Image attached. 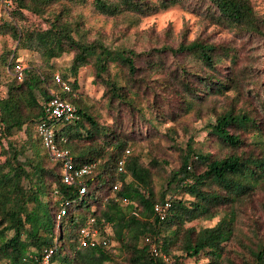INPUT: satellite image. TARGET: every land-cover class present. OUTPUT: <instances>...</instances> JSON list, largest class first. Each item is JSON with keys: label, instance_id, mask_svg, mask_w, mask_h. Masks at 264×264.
Listing matches in <instances>:
<instances>
[{"label": "trees", "instance_id": "trees-1", "mask_svg": "<svg viewBox=\"0 0 264 264\" xmlns=\"http://www.w3.org/2000/svg\"><path fill=\"white\" fill-rule=\"evenodd\" d=\"M1 4L7 18L0 21V36L11 37L17 47L0 57L12 77L0 95V264H41L51 249L50 264H184L185 259L236 264L227 245L238 237L239 209L264 191V108L262 118L234 107L215 114L208 136L229 153L218 157L192 143L185 149L175 143L180 166L173 172L157 157L145 163L142 155L132 153L136 129L119 122L123 107L142 114L136 100L153 89L148 74H169L165 88L176 93L187 114L207 96L239 90L244 75L237 49L200 39L140 53L114 49L89 41L83 18L73 14L76 7L91 4L99 15L142 19L182 5L214 25L264 37V20L252 0H19L10 11ZM55 5L60 7L52 10ZM29 15L43 19L47 27L33 23ZM19 50L39 52L43 60L25 69L23 80L14 75L22 64ZM67 53L74 57L69 72L61 74L71 86L65 94L55 83L52 61ZM186 64L199 65L204 73ZM88 67L94 82L105 88L111 111H118L111 125L78 99V77ZM226 68L229 73L223 74ZM52 93L75 107L74 119L48 120ZM258 98L264 107V99ZM168 114L173 120L179 115ZM43 123L54 127L58 146L71 151L75 168L93 166L84 179L85 193L79 185L64 183L62 163L49 157L37 133ZM19 133L26 137L23 143L10 140ZM166 202L172 207L161 220L155 206ZM62 208L67 214L59 220ZM218 217L213 227L190 225ZM91 220L110 240L107 247L82 246L80 231ZM243 248L241 264H264V237Z\"/></svg>", "mask_w": 264, "mask_h": 264}, {"label": "rangeland", "instance_id": "rangeland-1", "mask_svg": "<svg viewBox=\"0 0 264 264\" xmlns=\"http://www.w3.org/2000/svg\"><path fill=\"white\" fill-rule=\"evenodd\" d=\"M252 4L259 18L264 20V0H252ZM59 7L60 5H55L52 10ZM73 15L83 18V29L89 41L98 40L114 49L127 48L140 53L164 44L177 47L182 42L200 39L222 46L232 45L239 53V67L243 69L244 75L240 81L239 90H230L225 95L207 96L204 101L196 104L189 114L181 110L184 107L176 93L170 88H165L171 82L168 73L148 74L150 87L153 89L152 91L145 90L136 100V106L142 110L143 115L123 107L119 122L129 130L132 127L136 129L134 136L138 138V143L132 147V153L142 155L145 163L157 157L167 163L169 172L177 170L180 166V154L175 149L177 146L175 143L183 149L188 143H192L197 149L224 157L229 150L218 144L216 139L209 137L206 130L209 124H215V114L234 107L236 111H246L263 117L262 108L264 107L258 96L264 99V37L244 35L235 30L214 25L192 9L182 5L142 19L130 15L118 17L99 15L93 11L91 4L76 7ZM29 17L33 23L47 27L43 19L33 15ZM6 18L5 12H2L0 21ZM16 47L11 37L0 36V57ZM17 56L26 69L31 65H41L43 62L40 53L35 51L19 50ZM73 57L74 54L67 53L53 60L55 74L69 72ZM172 62L171 59L168 66L171 67ZM187 67L200 74L204 73L199 65L190 64ZM173 68L175 67L172 66ZM222 71L223 74L229 73L227 68ZM11 79L8 66L0 59V87L5 90ZM78 79V99L88 106L101 122L113 124L118 111H111L114 109L109 107L108 100L103 97L105 88L94 82L92 69L83 68ZM52 91L57 92V89L52 86ZM168 110L179 115L173 120ZM155 116H158V121L155 120ZM151 119L150 124L148 120ZM10 140L21 144L26 137L24 133H19ZM3 144L6 146L7 141L3 140ZM0 160H2L1 156ZM263 206L264 191H259L254 198L239 209L238 237L227 245L229 256L236 261V264L242 263L241 257L245 252L243 245H253L264 237ZM221 217L212 221L198 220L190 225L198 229L213 227ZM207 263L206 259L184 260V264Z\"/></svg>", "mask_w": 264, "mask_h": 264}, {"label": "built area", "instance_id": "built-area-1", "mask_svg": "<svg viewBox=\"0 0 264 264\" xmlns=\"http://www.w3.org/2000/svg\"><path fill=\"white\" fill-rule=\"evenodd\" d=\"M19 0H0L4 3L8 11L15 8L16 2ZM25 67L20 64L16 66L14 75L18 80H23L25 77ZM55 83L61 88L62 92L67 94L71 92V86L66 82L60 73H56L54 76ZM2 88L0 87V95ZM76 109L67 100L62 99L58 94L52 93V98L46 106V113L49 121L58 120H72L75 117ZM37 133L42 140V143L47 150L49 157L54 161L62 163V175L63 181L68 186L79 185L81 186V193H85L86 188L84 185V179L90 175L93 166H84L81 168L74 167V158L70 150L61 149L56 142L55 129L52 125L46 123L38 125ZM130 151L126 152L129 155ZM120 171H122L124 160L120 162ZM118 190V186L114 188ZM172 204L166 202L164 204H157L155 206V213L161 220H165L171 210ZM66 208H62L58 219L61 220L66 216ZM94 220H91L86 226L80 231L81 244L84 248H96L100 246L107 247L110 240L104 238L99 228H94ZM108 236H112V230L108 226L105 228ZM54 250H47L44 259L41 264H50L51 256Z\"/></svg>", "mask_w": 264, "mask_h": 264}, {"label": "crops", "instance_id": "crops-1", "mask_svg": "<svg viewBox=\"0 0 264 264\" xmlns=\"http://www.w3.org/2000/svg\"><path fill=\"white\" fill-rule=\"evenodd\" d=\"M2 9H3V7H2V4L0 3V16H1V13H2Z\"/></svg>", "mask_w": 264, "mask_h": 264}]
</instances>
